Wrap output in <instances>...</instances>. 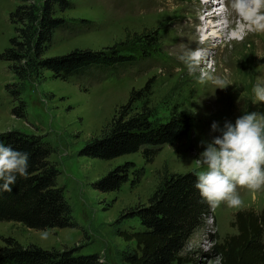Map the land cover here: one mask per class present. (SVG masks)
Segmentation results:
<instances>
[{
  "label": "rangeland",
  "instance_id": "rangeland-1",
  "mask_svg": "<svg viewBox=\"0 0 264 264\" xmlns=\"http://www.w3.org/2000/svg\"><path fill=\"white\" fill-rule=\"evenodd\" d=\"M72 1L74 7L59 11L58 15L85 22L57 30L45 56L115 43L133 50L146 34L156 33L159 41L152 56L141 64L69 81L53 78L49 70L20 80L10 63L0 57V131L19 129L46 137L54 150L50 159L60 170L58 184L63 187L80 225L34 229L19 222L0 221V247L6 245L8 238L25 246L36 244L46 249L74 246L84 253L97 252L105 264H128L124 255L136 251L137 242L126 241L118 233L142 229L137 217H126L130 209L148 203L164 176L206 170L199 162L200 153L205 150L201 141H211L220 135L212 131L213 122L223 127L226 120L235 123L245 112L264 115V102L256 100L253 92L258 80L264 83V32L258 33L261 36L247 37L252 32L237 31V26L244 23L237 20L232 25L230 20L225 23L222 36L206 39L208 30L217 22L198 25L193 20L201 9V0ZM212 2L216 7L213 12L217 14L229 10L232 4V0ZM18 4L19 0H0V55L15 35L9 14ZM219 5L223 10H218ZM204 14L209 15V10H204ZM197 48L205 53L201 68L226 78L223 89L212 82L199 83V70L190 75L178 58ZM13 81L22 84L26 118L12 114L15 104L6 84ZM148 82L153 83L148 102L156 114L164 117L174 108L189 112L194 123L190 133L175 144L161 146L150 162L141 152L111 160L81 156L83 144L101 134L117 109L128 101L132 89L142 88ZM135 105L141 107L140 102ZM126 161L134 162L137 168L144 167V175L137 184L128 181L119 190L110 192L95 189L97 179ZM237 192L242 200L240 207H228L226 202H221L192 235L184 254L196 259V264H220L213 247L237 233L232 226L236 211L264 209V186L255 192L238 186ZM45 230L49 237L41 239L40 234Z\"/></svg>",
  "mask_w": 264,
  "mask_h": 264
},
{
  "label": "trees",
  "instance_id": "trees-1",
  "mask_svg": "<svg viewBox=\"0 0 264 264\" xmlns=\"http://www.w3.org/2000/svg\"><path fill=\"white\" fill-rule=\"evenodd\" d=\"M72 0H19L10 12L15 35L1 53V59L10 63L12 72L25 80L49 70L53 78L69 81L91 74L116 71L121 66L141 64L152 56L159 37L146 34L133 50L121 44L98 49L75 48L69 52L45 56L57 30L74 28L81 19L59 16L58 12L72 9ZM153 83L132 89L128 101L121 105L111 121L98 136L88 139L80 150L81 156L111 160L141 152L150 162L161 146L175 144L193 128L192 115L174 108L160 117L149 104ZM12 97V114L26 118L27 103L22 84H6ZM141 103L138 108L135 104ZM0 143L15 151L29 154L27 175H16L11 192L0 190V221L22 223L34 229L78 228L79 222L64 189L58 184L60 170L50 159L54 152L44 135L19 129L0 131ZM198 171L174 172L164 176L150 196L148 203L130 209L126 217H137L142 229L133 232L121 230L126 241L136 240V251L124 255L128 264H196V259L184 251L195 231L213 215L208 202L195 187ZM134 177H131V176ZM144 175V167L137 168L126 161L110 169L94 182L101 192L116 191L128 181L137 184ZM3 181H0L2 184ZM232 226L237 233L216 243L213 252L220 264H264V209L236 211ZM0 264H105L97 252L84 253L77 247L46 249L36 244L22 245L8 238L0 247Z\"/></svg>",
  "mask_w": 264,
  "mask_h": 264
},
{
  "label": "clouds",
  "instance_id": "clouds-1",
  "mask_svg": "<svg viewBox=\"0 0 264 264\" xmlns=\"http://www.w3.org/2000/svg\"><path fill=\"white\" fill-rule=\"evenodd\" d=\"M231 6L244 21L237 26V31L243 29L244 34L264 32V0H232ZM178 58L190 75L199 70V83L212 82L218 88H224L226 78L201 68L205 62L203 50H189ZM253 92L256 100L264 102V83L258 80ZM211 129L220 135L211 141H201L205 150L200 153L199 162L206 166V170L196 173L195 187L213 209L221 202L238 208L242 205L238 186L253 192L264 186V115L245 112L236 118L235 123L226 120L221 127L219 122H213ZM28 159V153L0 143V181H3L0 190L11 192L10 186L15 183L16 175H27ZM48 237L47 230L41 232V239Z\"/></svg>",
  "mask_w": 264,
  "mask_h": 264
},
{
  "label": "bare ground",
  "instance_id": "bare-ground-1",
  "mask_svg": "<svg viewBox=\"0 0 264 264\" xmlns=\"http://www.w3.org/2000/svg\"><path fill=\"white\" fill-rule=\"evenodd\" d=\"M218 2L219 3H221V2L226 3L227 0H218ZM200 3H201V9H198L199 13L193 19V20H195L196 24L202 25L204 23H207V24L211 23V24L215 25L214 21L217 22L216 26H214L212 29L208 30L209 34L206 35V39H211V38L215 39V38H217V36H222L221 32H222V30L224 28V25H225V23L226 24L229 23L230 20L232 21V25H235L237 20H239V21L244 23V21L236 13V11L233 8H231L232 4L228 6L229 10H225V11L223 10V11H221V12H219L217 14V13L213 12L214 11L213 9L216 8V7H215V5H213L212 0H201ZM204 10H209L210 14L205 16ZM231 10H232V12H231ZM250 35L251 36H254V35L261 36V34H258L257 32L248 33L247 37L250 36Z\"/></svg>",
  "mask_w": 264,
  "mask_h": 264
}]
</instances>
